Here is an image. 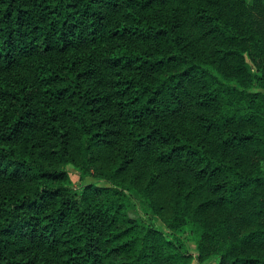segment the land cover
Wrapping results in <instances>:
<instances>
[{"label":"trees","instance_id":"16d2710c","mask_svg":"<svg viewBox=\"0 0 264 264\" xmlns=\"http://www.w3.org/2000/svg\"><path fill=\"white\" fill-rule=\"evenodd\" d=\"M213 258L264 264V0H0V264Z\"/></svg>","mask_w":264,"mask_h":264},{"label":"rangeland","instance_id":"374dc122","mask_svg":"<svg viewBox=\"0 0 264 264\" xmlns=\"http://www.w3.org/2000/svg\"><path fill=\"white\" fill-rule=\"evenodd\" d=\"M67 172H68V175H69V178L72 182L73 187L76 189L85 183L103 184V182H101L97 179L90 178V177L82 180L80 178L79 172L71 166L67 167ZM147 211L148 210H147L146 205L143 202H140L139 200L136 199V200L131 201L128 213L135 218L145 219V216H146L145 213ZM157 224L162 230H164L163 226L160 224V222H157ZM182 237L185 240L187 250L190 253L194 254L196 252V245L191 240L189 232L187 230L184 231V233L182 234ZM215 262H216V260L213 258L212 261H209V264H215ZM192 264H197V263L194 261V262H192Z\"/></svg>","mask_w":264,"mask_h":264}]
</instances>
